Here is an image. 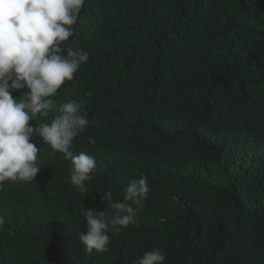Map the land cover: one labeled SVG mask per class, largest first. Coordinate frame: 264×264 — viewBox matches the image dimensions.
Wrapping results in <instances>:
<instances>
[{"label":"trees","instance_id":"1","mask_svg":"<svg viewBox=\"0 0 264 264\" xmlns=\"http://www.w3.org/2000/svg\"><path fill=\"white\" fill-rule=\"evenodd\" d=\"M74 28L63 46L89 60L38 122L77 100L88 125L71 150L96 168L80 193L70 160L35 138V180L0 188V264H134L155 249L164 264H264V0H85ZM141 175L134 222L86 252L81 213L110 211Z\"/></svg>","mask_w":264,"mask_h":264},{"label":"clouds","instance_id":"2","mask_svg":"<svg viewBox=\"0 0 264 264\" xmlns=\"http://www.w3.org/2000/svg\"><path fill=\"white\" fill-rule=\"evenodd\" d=\"M84 6L85 0H0V188L5 182L35 180L41 169L38 137L70 160L71 184L80 193L87 192L95 157L71 150L88 125L82 105L68 100L59 105V115L50 123L38 122V116L54 106L58 90L89 60L83 48L63 46L74 35ZM16 92L21 94L14 97ZM89 143L96 141L90 137ZM123 191L122 202H111V190L101 197L104 203L111 202L110 211L85 208L81 213L87 231L79 240L86 252H106L109 232L119 233L134 222L150 192L147 176L131 181ZM4 223L0 216V227ZM165 259V252L155 249L134 264H164Z\"/></svg>","mask_w":264,"mask_h":264}]
</instances>
